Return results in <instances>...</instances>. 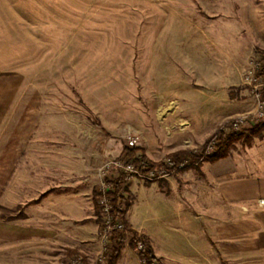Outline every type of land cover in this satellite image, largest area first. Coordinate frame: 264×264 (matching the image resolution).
<instances>
[{"label":"rangeland","instance_id":"1","mask_svg":"<svg viewBox=\"0 0 264 264\" xmlns=\"http://www.w3.org/2000/svg\"><path fill=\"white\" fill-rule=\"evenodd\" d=\"M263 50L264 0H0V87L6 82V96L13 98L0 136L8 134L13 146L18 135L30 133L31 144L51 147V154L36 156L38 163H52L53 177L67 172L96 179L97 218L98 187L120 172L114 162L142 163L135 159L140 150L134 157L126 153L129 137L138 140L130 148L145 151L148 169L166 168L170 154L181 149L204 155L187 167L190 155L182 154L174 160L184 167L166 168L169 174L160 179L125 173V180L118 172L131 221L151 238L125 225L121 241L143 264L138 245L145 238L160 261L152 264H264V251H224L196 234L207 221L203 211L166 183L182 184L209 162L205 155L215 150L207 148L218 131L236 133L232 153L263 137L262 129L251 132L264 117L260 88L247 77ZM242 116L250 120L241 128H225ZM0 156L10 167L0 175L11 190L14 155ZM157 161L165 164L151 163ZM122 218L125 223L126 214ZM100 253L89 262L79 251L64 252L56 264L76 256L97 264Z\"/></svg>","mask_w":264,"mask_h":264},{"label":"crops","instance_id":"2","mask_svg":"<svg viewBox=\"0 0 264 264\" xmlns=\"http://www.w3.org/2000/svg\"><path fill=\"white\" fill-rule=\"evenodd\" d=\"M5 83L0 87L5 95L0 97V128L13 99L6 96L11 89ZM8 137L0 136V155H14L11 190L5 188V174L0 175V264H56L64 252L72 250L92 262L101 251L96 179L69 177L67 172L53 177L52 163H47V158L38 163L42 159L36 156L51 154V147L31 144L30 133L18 135L13 146L7 144ZM8 165L0 163V169H9ZM184 180L181 184L169 178L166 183L170 190L173 186L183 189L189 201L203 211L207 221L198 224L196 234H203L224 251H264V203H260L264 202V135L243 151L205 162ZM182 197L176 198L178 207ZM128 212L131 228L150 238L148 231L131 221ZM193 217L197 219V215ZM116 264L143 262L135 248L126 244Z\"/></svg>","mask_w":264,"mask_h":264},{"label":"built area","instance_id":"3","mask_svg":"<svg viewBox=\"0 0 264 264\" xmlns=\"http://www.w3.org/2000/svg\"><path fill=\"white\" fill-rule=\"evenodd\" d=\"M264 65V59L261 55V57H258L257 60L254 62L253 65V71L249 73L248 80L249 82L254 85L257 89V93L259 94L264 89V77L257 76L256 70L261 66ZM260 78V79H259ZM259 80V81H258ZM262 80V81H261ZM258 81V83H257ZM259 115L263 119L264 117V104L261 103L259 99ZM252 118V117H251ZM257 121L261 120L258 117H255ZM250 120L249 116H242L235 120H233L231 123L228 124L227 127L232 130H238L241 128V126ZM256 121V122H257ZM222 130V129H221ZM225 131V130H222ZM226 132V131H225ZM138 140L135 136H131L128 138V146L129 147H135L137 146ZM216 139H213L209 144V149L207 148L208 153H212L214 150H216ZM114 163H117V167L115 168L117 170H120L119 174H125L128 173V176L132 175H140L145 179H160L169 174V171L166 170V168H182L184 167L185 162L181 161L180 163H176V160L174 159H168L166 161V168L164 167H158V168H150L148 169L147 163H141L139 166L135 164V160L130 158L122 159L121 161H116ZM110 167V166H109ZM144 170V173L142 174L141 171ZM113 177H110L108 182H102L100 187H98V194L96 196V203L98 206V211L100 214L101 224H102V240L104 244V249L99 255V262L97 264H108L107 262L110 260V253L112 251L113 245L116 241L121 240V236L114 237V231L120 230L125 231V223L123 221V218L118 214V212L114 209V191H115V182L118 178L119 174ZM126 175V174H125ZM126 175V179L128 178ZM122 186V184H121ZM119 196H124L123 193L119 192ZM108 244V247H107ZM140 249H142V244L140 243L138 245ZM106 262V263H104ZM65 264H85V261L83 257L76 256L72 257L69 262H66Z\"/></svg>","mask_w":264,"mask_h":264},{"label":"trees","instance_id":"4","mask_svg":"<svg viewBox=\"0 0 264 264\" xmlns=\"http://www.w3.org/2000/svg\"><path fill=\"white\" fill-rule=\"evenodd\" d=\"M260 54L262 55L263 59H264V50L260 52ZM257 75L264 77V65H261L257 70H256ZM260 101L262 104H264V89L261 91L260 95H259ZM264 130V121H262L261 123L255 125V127H253L252 129V133L254 134L253 136H256L257 133H259L260 131ZM234 134H225L222 131H218L215 136L218 139V143L216 145V150L214 153L210 154V155H205V158L210 159L212 161L218 160L220 158H223L225 156H227L230 152H228V148L230 146V141L233 139V137L235 138ZM140 150V156L138 155L137 157H135L136 161L139 163L142 161V163H148L150 164L149 159L147 158V155L145 154V151L143 150V148H130L127 147L126 148V153L129 156H135V154H137V152ZM193 151H190L188 149H181L178 150L176 152H173L170 154V156H172L173 159H179L180 156L182 154H188L190 155L191 161L187 162V167H190L194 164V162H198L201 157H203L204 155H197V154H193ZM147 160V161H146ZM153 163L154 166H159V165H164V161H157V162H151ZM147 164V165H148ZM151 167V165H150ZM175 169V168H173ZM115 191H114V209L116 212H118V214L121 217H124L128 207L131 205V202H129L127 199H124L122 196H119V191L121 188V185L118 182H115ZM100 219V217L98 218ZM126 220V219H125ZM125 225L129 226V223L125 222ZM134 231V230H133ZM123 233V231L120 230H116L114 231V237L120 236ZM146 239V240H145ZM142 242H143V249L141 250V255L142 257L145 259L147 264H152L154 261H159V258L156 256V254L154 253L153 247L152 245L149 243V241L147 240V238H145ZM137 242V241H136ZM124 247V243L121 240H118L114 243L112 251L110 253V260L108 262V264H116L117 260L119 259L120 255H121V251Z\"/></svg>","mask_w":264,"mask_h":264}]
</instances>
